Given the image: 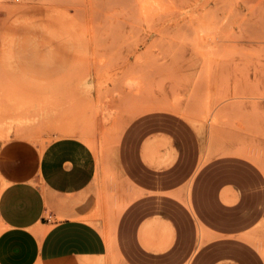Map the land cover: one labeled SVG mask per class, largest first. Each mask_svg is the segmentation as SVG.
I'll return each mask as SVG.
<instances>
[{
  "label": "rangeland",
  "instance_id": "obj_1",
  "mask_svg": "<svg viewBox=\"0 0 264 264\" xmlns=\"http://www.w3.org/2000/svg\"><path fill=\"white\" fill-rule=\"evenodd\" d=\"M57 44L68 45L70 72L94 77L90 100L33 92L20 59ZM68 118L88 133L108 179L103 187L115 175L119 135L140 118L141 133L180 127L185 149L199 152V169L209 166L220 198L229 172L245 176L258 207L264 188V0H0V138L43 143L63 135ZM101 193L108 219L115 196ZM250 232L247 241L264 263V218Z\"/></svg>",
  "mask_w": 264,
  "mask_h": 264
},
{
  "label": "crops",
  "instance_id": "obj_2",
  "mask_svg": "<svg viewBox=\"0 0 264 264\" xmlns=\"http://www.w3.org/2000/svg\"><path fill=\"white\" fill-rule=\"evenodd\" d=\"M71 58L57 44L20 59L37 97L90 100L94 77H76ZM139 119L119 135L115 175L104 187L88 133L70 118L63 135L43 143L0 138V264H264L247 241L264 218V188L253 207V184L233 170L220 198L180 127L141 133ZM101 188L115 196L108 219Z\"/></svg>",
  "mask_w": 264,
  "mask_h": 264
},
{
  "label": "bare ground",
  "instance_id": "obj_3",
  "mask_svg": "<svg viewBox=\"0 0 264 264\" xmlns=\"http://www.w3.org/2000/svg\"><path fill=\"white\" fill-rule=\"evenodd\" d=\"M157 7H159V6H157ZM242 15H243V14H242ZM242 15H241V16H242ZM245 18H246V17H245ZM208 21H209V20H208ZM213 21H214V20H213ZM208 23H209V22H208ZM234 26H235V25H234ZM248 26H252V25H248ZM222 27H223V26H222ZM201 28H202V27H201ZM205 28H206V27H205ZM253 28H255V27H253ZM193 30H194V29H193ZM212 30H213V29H212ZM192 32H194V31H191V33H192ZM212 32H213V31H212ZM248 32H249V31H247V33H248ZM189 33H190V32H189ZM210 33H211V32H210ZM190 35H191V34H190ZM193 35H196V34L194 33ZM199 35H200V33H199ZM213 35H214V34H213ZM249 35H251V34H249ZM252 35H254V34H252ZM252 35H251V36H252ZM192 38H193V36H192ZM217 39H219V38H217ZM223 39H225V38H223ZM237 39H238V38H237ZM222 41H223V40H222ZM233 41H234V40H233ZM220 42H221V41H220ZM221 44H222V43H221ZM233 45H234V44H233ZM237 45H238V44H237ZM237 45H236V46H237ZM207 46H209V44H208ZM210 46H211V45H210ZM210 46H209V47H210ZM229 46H231V45H228V47H229ZM244 46H245V45H244ZM213 47H215V46H213ZM224 47H225V46H224ZM254 48H255V47H254ZM220 49H221V48H220ZM250 49H251V48H250ZM206 50H207V49H206ZM210 50H211V49H210ZM252 50H253V49H252ZM208 51H209V50H208ZM203 54H204V53H203ZM245 54H246V53H245ZM131 84H132V83H131ZM145 101L147 102V100H145ZM143 102H144V100L142 101V103H143ZM146 102H145V104H146ZM150 102H152V101H150ZM133 103H134V104L136 103L135 100L133 101ZM161 103H162V102H161ZM148 104H149V103H148ZM155 104H156V103H155ZM163 104L165 105L166 103L163 102ZM135 105H136V104H135ZM139 105H141V104L139 103ZM142 105H143V104H142ZM142 105H141V106H142ZM156 105H157V104H156ZM164 105H163V106H164ZM145 106H146V105H145ZM147 106L149 107V105H147ZM163 106H162V107H163ZM165 106H166V105H165ZM165 106H164V108H166ZM167 106H168V107H172V106H169V105H167ZM148 107H146V109H150V107H149V108H148ZM156 107H157V106H156ZM134 108H137V107H134ZM151 108H152V107H151ZM137 109H139V108H137ZM139 110H140V109H139ZM141 110H142V109H141ZM141 110H140V111H141ZM150 110H151V109H150ZM155 110H156V109H155ZM157 110H158V109H157ZM160 110H161V109H160ZM163 110H164V109H163ZM166 110H167V109H165V111H166ZM171 110H172V109H171ZM171 110H167V111H171ZM175 110H176V109H175ZM140 111H139V112H140ZM148 111H149V110H148ZM176 111H178V110H176ZM135 112L137 113L138 110L135 111ZM172 112H173V111H172ZM174 112H175V111H174ZM178 112H179V111H178ZM189 112H190V110H189ZM179 113H180V112H179ZM184 113H185V112H184ZM141 114H142V113H141ZM143 114H144V113H143ZM175 114H176V113H175ZM177 114H178V113H177ZM190 114H192V113H190ZM180 115H181V114H180ZM182 115H183V113H182ZM193 115H194V114H193ZM109 116H110V115H109ZM132 116H134V115H132ZM181 117H182V116H181ZM198 117H199V116H198ZM183 118H184V117H183ZM197 119H198V118H197ZM199 119H200V118H199ZM103 120H106V119L104 118ZM101 121H102V120H101ZM201 121H203V120H201ZM196 122H197V120H196ZM202 123H203V122H202ZM105 124H106V123H105ZM203 125H204V124H203ZM103 127H104V126H103ZM198 131H199V130H198ZM117 137H118V136H117ZM118 138H119V137H118ZM118 138H116V142H117ZM118 143H119V142H118ZM115 144H116V143H115ZM206 149H207V148H206ZM245 149H246V147H245ZM236 151H237V150H236ZM238 151H239V150H238ZM241 151H242V150H241ZM248 151H249V150H248ZM252 151H253V150H252ZM252 151H251V152H252ZM253 152H254V151H253ZM260 152H261V151H260ZM236 153H238V152H236ZM228 154H229V152H228ZM232 154H233V153H232ZM240 154L244 155V154L241 153V152H240ZM225 155H226V154H225ZM236 155H239V154H236ZM247 156H248V155H247ZM247 156H246V157H247ZM207 158H208V157H207ZM202 159H203V158H202ZM208 159H210V158H208ZM127 202H129V201H127ZM124 203H125V202H124ZM124 203H121V204H124ZM125 204H127V203H125ZM120 206H122V205H120ZM120 206H119V208H120ZM125 206H126V205H125ZM121 209H122V207H121L119 210L121 211ZM119 210H117V211H119ZM117 213H118V212H117ZM117 213H116V214H117Z\"/></svg>",
  "mask_w": 264,
  "mask_h": 264
},
{
  "label": "built area",
  "instance_id": "obj_4",
  "mask_svg": "<svg viewBox=\"0 0 264 264\" xmlns=\"http://www.w3.org/2000/svg\"><path fill=\"white\" fill-rule=\"evenodd\" d=\"M4 1L8 3H13V4H20V3L25 2L26 0H4Z\"/></svg>",
  "mask_w": 264,
  "mask_h": 264
}]
</instances>
